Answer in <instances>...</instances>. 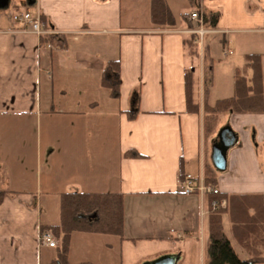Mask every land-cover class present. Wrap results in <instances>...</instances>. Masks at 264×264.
Segmentation results:
<instances>
[{
    "label": "crops",
    "instance_id": "1",
    "mask_svg": "<svg viewBox=\"0 0 264 264\" xmlns=\"http://www.w3.org/2000/svg\"><path fill=\"white\" fill-rule=\"evenodd\" d=\"M166 2L172 27L152 23V0H29L15 6L43 17L64 48L42 47L12 18L0 22V188L8 193L0 203V264L57 259L56 248L41 245V228L60 225L67 193L119 195L124 219L121 237L73 233L70 264H146L166 256L176 257L175 264H208L214 211L208 195L184 193L182 177L209 172L222 195H264V106L262 113H225L216 131L206 133L204 109L220 101L212 95L221 69L209 43L195 63L184 43L194 27L186 15L220 14L218 34L209 37H219L227 55L244 57L240 66H227L220 90L225 99L234 97L237 74L243 64L249 68L246 57L260 55L264 98V0H190L180 17ZM252 46L255 54H247ZM111 61L120 62L118 97L103 86ZM188 71L199 113L188 112ZM69 75L93 83L88 107L63 104ZM226 127L237 142L219 172L207 146ZM44 205L59 218L44 215ZM227 208L223 231L236 254L244 261L258 256L263 260L257 264H264V231H235Z\"/></svg>",
    "mask_w": 264,
    "mask_h": 264
},
{
    "label": "trees",
    "instance_id": "2",
    "mask_svg": "<svg viewBox=\"0 0 264 264\" xmlns=\"http://www.w3.org/2000/svg\"><path fill=\"white\" fill-rule=\"evenodd\" d=\"M152 23L155 26L175 25V18L167 5L166 0H152ZM189 15H186V19ZM45 27L47 21L41 17ZM220 19V14H204V20L207 28L215 29ZM194 28V27H192ZM61 36H43L40 38V45L52 48H64L65 44ZM196 36L190 35L185 40L187 55L191 59H199V49L194 45ZM190 51V53L188 52ZM247 65L252 71L250 82L240 73L236 76L235 95L232 98L220 100L214 105L205 106L204 109V128L206 133L213 134L218 125V121L225 113L248 114L263 112V74L260 55H248L246 57ZM119 61L108 63V74L103 80V86L110 89L115 97L119 93ZM211 83V79L209 81ZM185 89L188 112L199 113V106L194 101V79L190 71L186 73ZM137 95V94H136ZM136 111V110H135ZM137 112V111H136ZM132 157L141 158L142 156L133 153ZM205 184L212 187H218L217 180L209 172L205 174ZM184 180V177L181 179ZM8 195L0 188V203ZM209 196V205L213 201L227 200L228 208L232 216V222L235 231L241 230L242 234H251L257 232L259 226L264 231V195L248 196H228L221 193L217 196ZM119 195L109 194H87V193H67L61 196V211L59 226H43L41 233H51L58 241L56 248L58 256L51 264H70L69 250L73 233H89L98 235H123V207ZM254 211V215L248 214L249 210ZM221 211H214L210 216L209 230V248L208 264H257L263 259L258 256L250 261H244L239 258L233 249L229 239L223 231ZM237 227V230H236Z\"/></svg>",
    "mask_w": 264,
    "mask_h": 264
},
{
    "label": "rangeland",
    "instance_id": "3",
    "mask_svg": "<svg viewBox=\"0 0 264 264\" xmlns=\"http://www.w3.org/2000/svg\"><path fill=\"white\" fill-rule=\"evenodd\" d=\"M2 1H4V5L0 6V22L1 23H9L10 18H12L13 14L15 13V6H17V5L19 6L20 3L28 2L29 0H2ZM178 1L179 0H176V4H175V1L169 0L170 4L174 10V13L176 14V16L180 17L181 14H184L186 12V10L191 8V4H190V0H180V2H178ZM22 9L24 10L25 7H22ZM22 9H19V10L21 11ZM140 24H146V21L142 20V21H140ZM209 36H207L205 38V42L210 44L211 56L215 59L216 67L218 69H221V70H218L219 71L218 75L220 77L219 79L221 81L218 82V84H219V86L217 88L218 90L213 92L214 94L212 95V98H214V97L217 98V99H213V100H218V99L221 100V99L227 98V97H224L225 93L223 92V90H220V87H223L222 84L224 82V78H226L227 69H230L228 67H231L234 63H235V65L237 64L238 66H240L239 64L241 62V59L244 61V57L241 56V54H242L241 52L240 53L238 52V54H235V55H227V53H226L227 51L224 50L223 45H222L219 37L213 36L210 38ZM247 39H250L253 41L254 37L249 36V38H247ZM256 49L257 48L252 46L250 49H247V54L254 53ZM188 52L190 53V51H188ZM204 54H205V49H204ZM192 61H194V63H195L196 60L192 59ZM217 63H221V65H219ZM237 65H236V67H237ZM243 65H244V67H242L240 69V75L242 77H249V76L251 77L252 71L249 68H247V66H245V64H243ZM72 76L69 75L68 84L65 83L63 86L65 88V90H67L68 97H69V101L67 100L63 104L64 105L73 104V107H75V103H77L80 106H83V107L87 106L88 107V105L90 103V99L92 98V95L94 96V90L92 88L93 83L92 82L78 81V80L74 79ZM44 99H45V94H44ZM61 100H62L61 98H58V104L59 105L62 102ZM213 102H215V101H213ZM207 148H209V156H210L209 158H210V161H212L211 160L212 159L211 154H212V150H213L212 144H208ZM54 214H57V216L59 218V211L57 213H55L54 211L47 209V205H44V215H49V216L54 217Z\"/></svg>",
    "mask_w": 264,
    "mask_h": 264
},
{
    "label": "built area",
    "instance_id": "4",
    "mask_svg": "<svg viewBox=\"0 0 264 264\" xmlns=\"http://www.w3.org/2000/svg\"><path fill=\"white\" fill-rule=\"evenodd\" d=\"M12 20L18 25L28 27L30 32L37 35L39 38L43 36L56 35V33L49 31L45 27L40 15H34L29 11L16 10L12 16ZM188 20L190 23L193 24L194 28L190 31H187V34L196 36L194 45L198 47L200 54L203 55L205 47V38L209 35L218 34V31L206 27L204 15L201 13L200 10L191 11L189 13ZM46 48L51 49L52 46L46 45ZM182 187L184 189L185 194H197L202 198L207 195L217 196L220 194L218 188L205 184L204 177L196 178L192 175H186L184 177V180L182 181ZM211 206L213 211H220L228 207V202L225 199L221 201H213L211 203ZM40 243L42 246H46L53 249L57 248L58 246L57 240L49 232L41 234Z\"/></svg>",
    "mask_w": 264,
    "mask_h": 264
},
{
    "label": "water",
    "instance_id": "5",
    "mask_svg": "<svg viewBox=\"0 0 264 264\" xmlns=\"http://www.w3.org/2000/svg\"><path fill=\"white\" fill-rule=\"evenodd\" d=\"M237 142V136L231 128L222 129L218 135V141L213 145L212 162L215 169L224 172L227 168V152ZM177 258L174 256L162 257L154 262L146 264H175Z\"/></svg>",
    "mask_w": 264,
    "mask_h": 264
}]
</instances>
